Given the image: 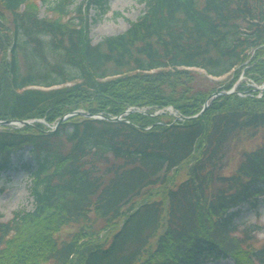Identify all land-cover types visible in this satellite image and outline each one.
I'll list each match as a JSON object with an SVG mask.
<instances>
[{
    "label": "trees",
    "instance_id": "16d2710c",
    "mask_svg": "<svg viewBox=\"0 0 264 264\" xmlns=\"http://www.w3.org/2000/svg\"><path fill=\"white\" fill-rule=\"evenodd\" d=\"M141 2L126 32L93 44L89 12L111 0H0V121L125 119L0 128V173L25 148L35 158V208L0 221V264H264L261 229L237 224L264 198V144L224 174L230 140L264 128V93L239 82L264 84V0ZM217 93L196 120L156 115L194 117Z\"/></svg>",
    "mask_w": 264,
    "mask_h": 264
},
{
    "label": "rangeland",
    "instance_id": "374dc122",
    "mask_svg": "<svg viewBox=\"0 0 264 264\" xmlns=\"http://www.w3.org/2000/svg\"><path fill=\"white\" fill-rule=\"evenodd\" d=\"M36 5L37 10L42 17H48L45 8L38 2L33 3ZM145 12V4L141 0H111L110 13L104 18L97 17L95 11H90L89 23L91 24L90 37L93 44L100 42L106 36H116L123 34L127 31L130 24L135 22ZM94 18L98 21L94 22ZM227 77L218 79L214 82L225 81ZM240 82H247L248 85L254 86L255 84L251 80L247 79L244 75L241 76ZM237 87V86H236ZM233 88L234 89L236 88ZM260 88V87H259ZM34 122V121H33ZM252 134H241L240 136H234L228 145L226 146V163L227 168L224 169V174L229 176L236 172L237 167L243 160L245 152H252L253 150L263 146L264 144V128L259 130L256 135ZM31 148H25L23 151L12 155V162L10 166L0 173V216L3 221L11 220L16 213L20 212H33L34 201L31 196V180L29 179L30 174L28 166L33 167L35 158L31 155ZM26 165V166H24ZM167 180L172 179L173 185L183 182L188 178L186 168L179 170L177 175L166 173ZM165 175H163L164 177ZM157 188V187H156ZM153 189L152 194L156 191ZM155 198V197H154ZM156 199V198H155ZM153 201V199H152ZM257 208L253 209L249 206H244L240 210L241 217L237 220V224L240 226L241 231L248 227L258 226L261 230L252 234L255 241L254 246L261 247L264 245V198L259 200ZM235 210V211H238ZM91 221L88 223L89 230L90 224L97 221L95 216L92 215ZM98 225H94V230L100 231L105 226L103 222L97 221ZM92 225V224H91ZM80 224H72L70 227H66L59 232L58 241L60 243L71 242L75 235L81 231ZM116 229V228H114ZM114 229L104 234L108 237V242L114 232ZM242 232H240L241 235ZM104 236L103 241L106 240ZM218 264H233L230 260L221 261Z\"/></svg>",
    "mask_w": 264,
    "mask_h": 264
},
{
    "label": "water",
    "instance_id": "95a60500",
    "mask_svg": "<svg viewBox=\"0 0 264 264\" xmlns=\"http://www.w3.org/2000/svg\"><path fill=\"white\" fill-rule=\"evenodd\" d=\"M261 89H263V88H261ZM260 89V90H261ZM217 96V95H216ZM212 98H214V97H212ZM211 98V99H212ZM209 108V106H208V104L207 105H205V109H204V111H202V113H200V114H198V115H196L195 117H192V118H182V117H175L177 120H196L197 118H200L206 111H207V109ZM76 115H81V116H84V117H88V118H93V119H98L97 117H94L93 115H90V114H85V113H83V112H76V114H74L73 116H76ZM101 118H103L102 116H100ZM65 119H66V117H65ZM65 119H63L59 124H61V123H63L64 121H65ZM104 120H107V121H114V122H120V121H122V119L121 118H114V119H107V118H103ZM12 123V122H11ZM11 123L10 122H7V123H4V122H0V126H5V125H11ZM23 124L24 125H28V123H26V122H23Z\"/></svg>",
    "mask_w": 264,
    "mask_h": 264
}]
</instances>
